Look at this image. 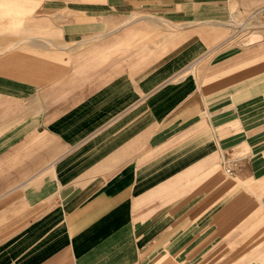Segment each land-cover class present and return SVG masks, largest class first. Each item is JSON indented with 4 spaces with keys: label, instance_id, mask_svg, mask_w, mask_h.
<instances>
[{
    "label": "crops",
    "instance_id": "crops-1",
    "mask_svg": "<svg viewBox=\"0 0 264 264\" xmlns=\"http://www.w3.org/2000/svg\"><path fill=\"white\" fill-rule=\"evenodd\" d=\"M0 264H264V0H0Z\"/></svg>",
    "mask_w": 264,
    "mask_h": 264
},
{
    "label": "built area",
    "instance_id": "built-area-1",
    "mask_svg": "<svg viewBox=\"0 0 264 264\" xmlns=\"http://www.w3.org/2000/svg\"><path fill=\"white\" fill-rule=\"evenodd\" d=\"M226 172H227V173H230V172H231V171H230V168H227V169H226Z\"/></svg>",
    "mask_w": 264,
    "mask_h": 264
}]
</instances>
